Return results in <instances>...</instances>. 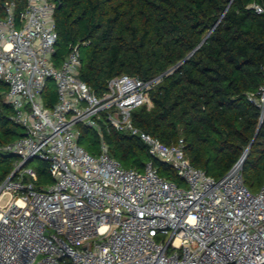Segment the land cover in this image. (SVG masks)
<instances>
[{
	"label": "built area",
	"instance_id": "1",
	"mask_svg": "<svg viewBox=\"0 0 264 264\" xmlns=\"http://www.w3.org/2000/svg\"><path fill=\"white\" fill-rule=\"evenodd\" d=\"M25 2L0 17V80L25 129L3 149L18 160L0 185V264H264V186L252 193L239 164L217 180L191 164L184 139L168 146L135 127L133 112L153 107L160 78L119 76L100 98L80 78L79 45L56 67V0ZM50 81L52 108L43 97ZM248 99L264 120V78ZM102 116L138 136L186 187L161 177L153 160L143 172L124 168L110 155ZM79 124L98 132L99 155L80 145ZM34 160L50 165L55 183L46 190L35 187Z\"/></svg>",
	"mask_w": 264,
	"mask_h": 264
},
{
	"label": "trees",
	"instance_id": "2",
	"mask_svg": "<svg viewBox=\"0 0 264 264\" xmlns=\"http://www.w3.org/2000/svg\"><path fill=\"white\" fill-rule=\"evenodd\" d=\"M15 2L0 0V17ZM58 41L54 63L60 67L72 46L82 55L80 78L102 98L119 76L144 81L160 78L150 92L153 107L142 106L133 124L165 145L184 139L191 164L217 180L224 178L247 152L242 165L246 187L257 193L264 186V121L248 96L264 78V0H56ZM207 40L203 43V41ZM9 88L0 80V185L15 171L17 157L3 149L25 136L8 103ZM52 108L58 101L52 81L44 93ZM112 157L126 169L143 172L153 160L161 177L178 186L183 180L167 163L152 159L138 137L100 121ZM79 143L98 152L100 136L79 124ZM35 161V160H34ZM32 161V162H34ZM37 190L55 180L50 165L31 166ZM18 178V175L15 177ZM31 178L25 177L29 183Z\"/></svg>",
	"mask_w": 264,
	"mask_h": 264
},
{
	"label": "rangeland",
	"instance_id": "3",
	"mask_svg": "<svg viewBox=\"0 0 264 264\" xmlns=\"http://www.w3.org/2000/svg\"><path fill=\"white\" fill-rule=\"evenodd\" d=\"M52 83H53V87L55 88V90H56V85H55V83L52 81ZM103 120V122H105V123H107L108 124V122L106 121V118L104 117V116H102V118H101V120H98L97 119V121H98V123L100 124V126H101V123H100V121H102ZM109 125V124H108ZM102 128V127H101ZM103 131V130H102ZM104 134V133H103ZM87 151V150H86ZM88 152V151H87ZM101 153V140H100V143H99V145H98V152L96 153V154H93V155H99ZM39 160H35L34 162H32L30 165L31 166H33V165H35L37 162H38ZM182 187H186V184H185V182L183 181V185H182Z\"/></svg>",
	"mask_w": 264,
	"mask_h": 264
},
{
	"label": "water",
	"instance_id": "4",
	"mask_svg": "<svg viewBox=\"0 0 264 264\" xmlns=\"http://www.w3.org/2000/svg\"><path fill=\"white\" fill-rule=\"evenodd\" d=\"M206 40H207V38L203 41V43H204ZM263 121H264V120L261 121V124H260L259 130H258V133H259L261 127H262ZM246 158H247V152L244 154V156L241 158V160H240V162H239L238 164H239V165H243L244 162H245V160H246Z\"/></svg>",
	"mask_w": 264,
	"mask_h": 264
}]
</instances>
